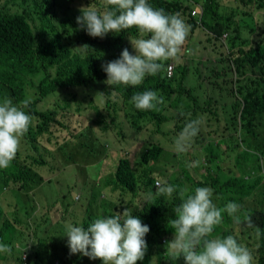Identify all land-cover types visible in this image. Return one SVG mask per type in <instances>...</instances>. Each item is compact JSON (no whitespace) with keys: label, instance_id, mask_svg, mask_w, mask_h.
Wrapping results in <instances>:
<instances>
[{"label":"trees","instance_id":"trees-1","mask_svg":"<svg viewBox=\"0 0 264 264\" xmlns=\"http://www.w3.org/2000/svg\"><path fill=\"white\" fill-rule=\"evenodd\" d=\"M252 1L249 0V3ZM148 2L153 8L163 9L165 13H178L182 19L183 16L186 17L190 26L189 34L193 32L194 28H191V23L194 22V19L191 17L190 0H148ZM93 3L97 8L104 7L103 0H0V101L11 98L14 104L20 105L23 100L27 99L29 105L23 110L33 117L27 133L21 138L20 148L15 159L7 169H0V181L2 182L0 193L5 189H15L22 194L35 192V188L41 186L45 181L39 170L50 166L51 174H53L54 169L49 163V159L55 158L56 150L45 145L44 139L47 138L48 142H51L53 129L56 126L63 129L70 127L64 118H58L56 107L45 106L44 101L48 97H63L64 91L74 88L92 89L94 100L97 93H103L104 108L113 109L112 112L108 111L109 117L107 118L103 109L96 106L97 119H94L93 122L96 120L100 128L111 131V129L114 130L112 126H115L120 131L124 130L123 123L116 124L115 121L118 117L116 115V109H118L127 118L129 127L142 134L149 131L147 128L149 123H155L159 117H162L159 118V127L157 126L154 130L153 137L171 139L167 134L173 131L178 135L187 121L196 119L195 116H198L199 111L203 114L209 113L208 110L198 107L196 98L198 86H189L188 79L190 75H193L196 82L203 78L204 73L216 77L218 81L216 84L210 83L201 89L215 105V116H208L206 120L208 125L213 123L209 134H215L222 115L226 119L227 116H231L228 124L233 125L239 136L220 135L227 140V147H222V149L224 153L230 154L228 156L237 163L242 164L239 168L241 173L233 175L234 172L231 170L228 173L224 172L218 154L221 144H215L214 141L209 140L203 142L202 140V138H206L207 131L198 133L194 140L201 148L200 150L205 151L197 169L205 168L206 175L197 178L199 172H195L194 167L189 169L185 164L180 166L179 171H174L169 175L161 170L158 172L155 166L159 164L158 161L160 162L164 149L160 143L158 146L149 142L150 132L147 149L142 151L138 156L139 159L132 162L131 155L119 156L114 172L102 180L99 188L96 187L100 191L96 192L94 189L91 192L89 203L90 205L93 202L98 203L99 212L93 215L87 212V215L81 217L84 221L80 226L87 229L90 223L100 217L99 215L105 210L107 212L101 216L122 214L125 209H129L132 215L141 219L142 223L150 228L149 233L145 236L148 245L147 252L144 259L138 261L137 264H151L153 257H156V264H172L174 262L186 264L183 256L173 260L166 249L167 242L174 239V230L168 227V220L175 218L173 209L181 203L178 191L173 194L171 199L166 196L156 197L155 181L160 178L161 181L177 186V189L188 186L194 190L196 187L212 186L215 195L213 203L219 208H223L229 202L241 205V211L237 215L247 212L251 217L252 224L260 230V234L257 236L253 228L250 229L251 231L244 229L237 232L235 227L247 225L245 223L237 225L227 213H224L222 223L215 227L209 238L218 237L221 234V228L223 229L226 223H230L234 229L235 238L238 239L237 236H241V239L237 240L240 241L239 243L244 245L249 242L250 245V241H256L255 254L259 253V255L255 264H264V174L261 172L264 140L259 139L258 136L260 131H264L262 127L264 121V28L256 31L254 29L256 27H251L249 33L243 35L242 28L238 25L235 26L230 21L222 24L214 22L216 17L213 14L212 5L207 4L202 15V25L218 37L226 32L236 36L230 38L231 47L227 61L230 71L222 72L218 66H215L214 74H210L198 66L193 69L188 64H180L175 66L172 77H168L167 68L174 61V59H169L164 62V68L157 75L146 76L140 85L115 86L117 96L113 98L111 92L114 89L105 83L107 75L102 70V65L119 59L125 48L130 54L136 55L130 38H139V32L132 28L119 34L109 33L104 38L89 36L86 29H81L77 24V17L82 14L79 11L82 7H89ZM263 7L264 0H258L256 8L263 9ZM245 15L250 16L249 13H245ZM189 37L190 35L186 40L190 41ZM219 40L214 37L208 39L207 42L212 46L214 54L222 55L225 50ZM83 45L89 46L86 53L70 51L76 46ZM189 46L188 42L186 47ZM208 47L205 45L203 51L208 59H212L213 54L208 51ZM222 62L226 61L222 59ZM232 66L233 71L235 70L237 74L236 79L228 78L232 72ZM219 73L223 75V83H220V78L217 79V75L220 76ZM211 87H213L212 91ZM146 90L155 91L163 100L167 99L170 102L187 97L197 106L193 109L179 106L175 108L177 109L176 116L169 119L162 113H154L158 106L159 111L162 110L161 104H158L154 110H138L129 101L134 93ZM210 93H213L212 97ZM65 103L69 105L67 101ZM56 105L59 110H68V107H62L59 103ZM124 109L126 113L123 111ZM165 122L172 123V130L168 133L161 129V125ZM91 128L92 124L88 125L87 131ZM84 133L85 130H81L80 136ZM241 134L245 135L246 141L240 138ZM238 140L241 143L246 142L248 147H254L261 153L246 148L241 152L238 151L240 148V143L236 142ZM65 143L58 144L57 150L66 152L67 145L64 146ZM231 149L233 152L230 151ZM67 157L71 164L77 162L78 157L68 156V154ZM253 158H255L254 161ZM253 174H255V178L251 179ZM109 187L111 189H108ZM149 189L151 192L148 191ZM5 193L0 200L6 204L10 201L6 200ZM110 193H119L118 196H126L129 199L128 201H118L114 197L107 199L106 196ZM149 194H152L153 197L150 198ZM141 195H146L149 199L142 205L136 203ZM217 197L219 198L217 199ZM255 199H257L256 204H254ZM17 202L18 204L15 205L19 206L24 201L18 198ZM37 205L38 203H35V207ZM7 206L10 207L11 204ZM51 210L48 209V212ZM34 213L24 214L23 219H17V221L27 225L29 218ZM4 214H0V226H2L0 244L5 243V235H7L9 243L5 245L11 246L16 241L24 247L25 242L30 245V250L25 252L24 259V253L17 257L21 260L20 264H54V260L57 256L60 257V253L63 255L61 259L64 264L86 263L82 254H70L68 241L63 249H60L59 243H52L56 240L49 235V226L55 225V222L60 224L61 221L67 220L68 217L65 214L62 213L61 217L51 222L40 220L36 224L37 228L33 229L32 241L28 240V234H23L18 239L19 233L16 224L10 218L3 219ZM16 215L18 216L17 212ZM241 219H243L242 216ZM13 251L15 249L12 248L11 254ZM1 254L0 264L13 263L17 259L9 261L7 259L9 254ZM88 264H103V262L97 259Z\"/></svg>","mask_w":264,"mask_h":264},{"label":"clouds","instance_id":"clouds-1","mask_svg":"<svg viewBox=\"0 0 264 264\" xmlns=\"http://www.w3.org/2000/svg\"><path fill=\"white\" fill-rule=\"evenodd\" d=\"M104 7L97 8L93 3L82 7L77 17V24L86 29L93 38H104L109 33L119 34L135 28L139 38H130L136 55L125 48L117 60L102 65L107 75L105 83L114 90L115 86H138L146 76H155L163 68L164 62L175 59L190 31L180 14H168L163 9L153 8L148 0H103ZM88 45L76 46L70 51L86 53ZM97 96H104L97 93ZM138 110H154L163 104L157 92L146 90L134 93L129 101ZM29 101L20 105L11 98L0 101V169H7L15 159L21 138L27 133L33 117L23 108ZM203 117L191 119L174 138L173 149L177 154L187 153L198 133ZM199 161L189 162V169L196 167ZM156 197L169 199L178 191L181 203L173 209L175 218L168 220V227L174 230V239L167 242L166 249L173 260L183 256L186 264H253V255L248 247L239 243L233 235L209 238L216 226L222 223L223 214L227 213L239 225L254 227L247 212L237 215L241 205L229 202L223 208L213 203V189L188 186L180 187L156 180ZM152 198L151 194H149ZM219 197H217L218 199ZM241 216L243 219H241ZM65 236L68 238L70 254H82L92 260H101L103 264H137L147 252L145 236L150 228L141 219L132 215L129 209L114 215L100 216L85 229L65 224ZM260 230L256 229L259 236ZM12 247L0 244V253L11 254ZM151 264H156L153 257Z\"/></svg>","mask_w":264,"mask_h":264},{"label":"rangeland","instance_id":"rangeland-1","mask_svg":"<svg viewBox=\"0 0 264 264\" xmlns=\"http://www.w3.org/2000/svg\"><path fill=\"white\" fill-rule=\"evenodd\" d=\"M227 1V0H225ZM81 2V1H80ZM191 4V17L194 19V22L191 23V28H194L193 32L190 35L188 39L186 40L185 44L182 46L181 52L178 54V57L174 59L172 62L176 67L180 64H188L189 67H192L193 69L201 68L203 71L208 72L210 74H214V67L218 66L219 69L224 72L226 70L227 72L230 71L229 64H228V55L230 52V49L226 48V46H223L224 48V54H214V51L212 49V46H210L207 42L208 39L217 37L219 38L220 42H222L224 35L227 33H224L222 36H217L214 34L210 29L207 27L201 26V28L198 30V32L195 31L197 27H199V24L201 23V19L197 16H193L192 12L197 9V5L201 4L203 8L207 4H211L213 8V14L215 15L214 22H220L225 23L226 21H230L235 26L239 24V20L232 18L228 15L227 12H224V3L220 0H190ZM79 5V4H78ZM220 8L222 11H220ZM253 18H245V26L246 29H250L251 27H256L254 29L259 30L260 28H264V8L260 9V12L258 16H255V19ZM183 20L187 25L188 20L186 17L183 16ZM252 20V21H251ZM250 21V22H249ZM242 24V23H241ZM243 25V24H242ZM252 29V28H251ZM255 31V32H256ZM226 37V36H225ZM190 43V46L187 48L186 45ZM205 45H208V51L213 54L212 59H208L207 56L204 54L203 47ZM222 59H224L226 62H222ZM220 76L217 75V79H219L220 83H223V75L222 73H219ZM237 74L236 71H233L232 66V72L229 74L228 78L236 79ZM189 86L196 85L198 86V91L196 92V98L198 100V107H202L209 111L207 114H203L200 111L198 112L197 117H203V123L202 128L200 129V134L207 131L206 138H202L203 142L204 140L214 141V143L221 144V149L218 151L219 158L221 160V165L224 169V172L228 173L230 170L234 172L233 175H239L240 170L239 168L242 166V164L237 163L232 157L228 156L230 154L224 153L223 148H226V139H223L220 135L224 134H233L236 136H239V133L237 134L234 130V127L231 123L228 124V121L231 116H227V119L222 115V119L220 122L218 121V128L215 134L210 135L209 130H211V126L213 123L208 125L206 123V120L209 117L215 116V105L209 100L210 98L201 91L205 86L209 85L210 83L216 84L218 81L216 80V77L210 76L203 73V78L199 79L195 82V78L193 75L189 76ZM200 86V88H199ZM213 87H211L212 91ZM92 89L87 88H81V89H71L66 90L65 95L63 97L60 96H50L47 99H45L44 104L46 107H56V110H58V118H64L69 125V129H63L61 127L56 126L53 129V136H51V142H48L47 138L44 139L45 145H47L49 148L56 150L55 152V158L49 159V163L53 166V171L51 174L50 166L45 167L41 170V174L44 176V182L41 186L35 188V192H26V194H22L17 192L15 189L7 190L5 189L4 192L0 193V199L2 198V195L5 193L6 200L10 201L8 203H4L0 200V214L5 213L3 216V219L10 218L14 223L16 224V227L18 229V239L23 236V234H28V240L32 241L33 236V229L35 230L37 228V223L39 221H55L58 217H61L62 213L65 214L68 219L65 221H61L60 224L58 222H55L56 224L53 226H49L50 236L56 240V242L52 243H59L60 249H63L64 246H66V243L68 241V238L65 236V224L67 222H71L74 226L79 225L84 221L81 217L84 215H87V212L89 214L93 215L99 212V204L96 202H93L92 205H90V194L91 192L96 189V187L99 188L101 186L102 180L108 177L110 174L114 172V167L116 161H118L119 156L120 157H127L128 155H131V161L134 162L137 159H139V155L144 152L147 149V140L149 138V134L151 132V139L149 142H152L156 145L163 147V153L160 157L159 164L155 166L157 171L159 170L165 172L166 175H169V173H173L174 171H179L180 166L182 164L187 165L189 162L195 163L199 161L200 159L205 155L204 150H200L201 148L197 145V143H193L191 149L187 153H181L177 154L173 149V141L174 138L177 136L173 131L167 135L171 137V139H164V138H158L153 137V132L159 127V117L157 122H151L149 123V126L147 127L149 131L145 133H141L138 131H134L129 127V122L126 120L127 118L124 117L123 113H121V110H117L116 115L118 116L116 118V124L118 122L123 123V131H120V129L115 128V126H112L114 130L111 129V131H105L102 127L100 128L99 125L95 122H93L94 119H97L96 114V106H100L101 110L103 109L104 115L108 118L109 113L108 111L112 112L113 109L104 108V97L103 96H97L94 100V97L92 96ZM199 94V96H198ZM210 96H213V93H210ZM163 99V98H162ZM219 99V98H218ZM67 101V103H65ZM164 103L161 104L162 110L159 111V106L154 110L155 114L162 113L164 114L166 118H171L172 116H176L177 109L179 106H183L186 108H195L197 105H194V103L189 101V98L184 97L177 99L173 102L168 101L167 99L163 100ZM56 103H59L62 107H68V110L62 111L59 110ZM126 113V110H123ZM110 121V119H109ZM205 121V122H204ZM215 121V120H214ZM92 124V128L87 131L88 125ZM240 127V126H239ZM264 128V121L263 126ZM161 129L163 132L168 133L172 130V123L171 122H165L161 125ZM81 130H85L84 135L80 136ZM178 130V129H177ZM116 131V132H115ZM93 132V133H92ZM239 132V131H238ZM83 136V137H82ZM259 139L264 140V131H260L258 133ZM82 137V138H81ZM241 139H245V135H240ZM66 142V143H65ZM240 143V148L238 151H242L245 148L250 149L252 151H256L258 153H261L260 151L256 150L254 147H248L246 145V142L241 143L239 140L236 141ZM64 144V146L67 145L66 152H61V150H57L58 144ZM233 143H235V140H233ZM86 145V146H84ZM63 146V147H64ZM207 146V145H206ZM233 152V149L230 150ZM68 156H75V158L78 157L77 162L70 163ZM225 156V158H224ZM253 161L255 158L252 159ZM262 170L261 172L264 174V156L262 157ZM153 164V162H152ZM58 167V168H57ZM61 167V168H60ZM101 168V169H100ZM195 172H199L197 174V178H199L201 175H206L207 171L205 168H201L200 170L197 169V166L194 167ZM45 171V172H43ZM97 171V172H96ZM160 174V173H159ZM209 178H211L209 176ZM255 178V174L251 175V179ZM160 180V178H159ZM264 182V180H263ZM2 182L0 181V184ZM210 188H214L210 186ZM41 189V190H37ZM108 189H111L109 187ZM99 189H96V192H99ZM151 192V189L148 190ZM119 193H110V195L107 194V199H111L114 197L115 199H118V201L126 200L128 201L129 197L121 196ZM153 197V195L151 194ZM21 198L24 202L21 204H18L17 199ZM213 198H215V195L213 193ZM148 201L146 195H141L136 200V203L142 205L143 203ZM257 199H255L256 204ZM35 203H38L37 207H35ZM8 204H11V206H7ZM40 204V205H39ZM69 207V209H68ZM67 208V210H66ZM48 209H52L50 212H48ZM67 211V212H66ZM16 212L18 216L16 215ZM29 212H35L28 220V224L20 223L17 221V219H23L24 214H29ZM107 210L103 211L102 214L99 216L105 214ZM240 215V214H238ZM2 226H0L1 229ZM236 231H243L253 228L254 231H256V226L254 227H247V226H237L235 227ZM255 228V229H254ZM221 234L218 237H225L228 235H233L235 237V232L233 227L230 225V223H226L224 228H221ZM237 238L241 239V236H237ZM237 239V240H238ZM19 241V240H18ZM62 241V242H61ZM240 242V241H239ZM9 243V240L7 238V235H5V243ZM51 243V244H52ZM249 246V250L252 252L253 255V263L255 264L257 262V257L259 253L255 254L256 250V241H250L246 242ZM25 245L22 246L19 242H13L11 247L15 249L12 254L8 255L7 259L10 261L12 259L17 258L22 253H24L25 258V252L30 250V245H28V242H25ZM15 254V255H14ZM4 255V254H3ZM60 257H56L54 260V264H64L62 258V253L59 254ZM2 257V254L0 255V258ZM85 257V256H84ZM22 258V257H21ZM82 258V256H81ZM86 263L88 264L92 260L88 257H85ZM20 259H15L13 261L14 264H20ZM10 262L9 264H13ZM172 264H182L180 262H174Z\"/></svg>","mask_w":264,"mask_h":264},{"label":"crops","instance_id":"crops-1","mask_svg":"<svg viewBox=\"0 0 264 264\" xmlns=\"http://www.w3.org/2000/svg\"><path fill=\"white\" fill-rule=\"evenodd\" d=\"M257 1L258 0H253L251 3H249V0H227V1L220 0V3L221 2L224 3V7H223L224 12H227L230 17L239 20L240 27L242 28L241 29V33L243 35H245V34L249 33V30L251 28L250 29H246L244 19L245 18H253L252 20H254L255 16H258V14L260 12V9L256 8V2ZM199 6H202V5L198 4L197 8ZM205 7L203 9H205ZM222 10L220 8V11H222ZM245 13H249L250 16H246ZM201 26H203L202 23L199 24V27H197L195 29V31L198 32V30L201 28ZM225 35H227V37H226V39H224V37H223V40H222L221 44L226 46V48L230 49V47H231L230 38L232 39V38H234L236 36H232L229 32H227ZM242 38H245V37H242Z\"/></svg>","mask_w":264,"mask_h":264},{"label":"bare ground","instance_id":"bare-ground-1","mask_svg":"<svg viewBox=\"0 0 264 264\" xmlns=\"http://www.w3.org/2000/svg\"><path fill=\"white\" fill-rule=\"evenodd\" d=\"M204 9L203 6H199L196 10L192 12L193 16H197L201 18V23H202V15H203ZM227 35H224V39H226Z\"/></svg>","mask_w":264,"mask_h":264},{"label":"built area","instance_id":"built-area-1","mask_svg":"<svg viewBox=\"0 0 264 264\" xmlns=\"http://www.w3.org/2000/svg\"><path fill=\"white\" fill-rule=\"evenodd\" d=\"M174 69H175V65L173 63H171L168 68H167V75L168 77H172L173 73H174Z\"/></svg>","mask_w":264,"mask_h":264}]
</instances>
